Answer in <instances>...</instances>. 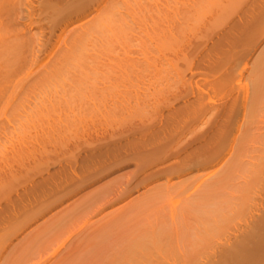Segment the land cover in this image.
<instances>
[{"label":"bare ground","instance_id":"bare-ground-1","mask_svg":"<svg viewBox=\"0 0 264 264\" xmlns=\"http://www.w3.org/2000/svg\"><path fill=\"white\" fill-rule=\"evenodd\" d=\"M235 18L260 34L264 0H0V157L11 138L131 119L149 98L135 76H185L198 41ZM229 89L237 123L214 175L196 167L108 221L68 211L14 248L48 203L1 217L0 264H264V50Z\"/></svg>","mask_w":264,"mask_h":264},{"label":"rangeland","instance_id":"rangeland-1","mask_svg":"<svg viewBox=\"0 0 264 264\" xmlns=\"http://www.w3.org/2000/svg\"><path fill=\"white\" fill-rule=\"evenodd\" d=\"M249 30L235 18L199 40L202 53L192 70L180 63L185 76H135L138 98L148 83L149 98L131 119L121 111L117 122L73 128L67 139L11 138L0 157V218L48 203L46 215L13 248L68 211L84 209L79 222L108 221L140 192L148 194L134 204L196 167L214 175L237 123L238 90L229 87L248 55L264 50V30ZM16 128L9 125L11 136Z\"/></svg>","mask_w":264,"mask_h":264}]
</instances>
